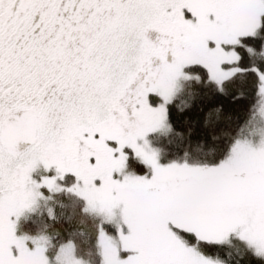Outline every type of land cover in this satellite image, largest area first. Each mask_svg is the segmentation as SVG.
<instances>
[{"label":"snow or ice","instance_id":"obj_1","mask_svg":"<svg viewBox=\"0 0 264 264\" xmlns=\"http://www.w3.org/2000/svg\"><path fill=\"white\" fill-rule=\"evenodd\" d=\"M0 264H264V0H0Z\"/></svg>","mask_w":264,"mask_h":264}]
</instances>
